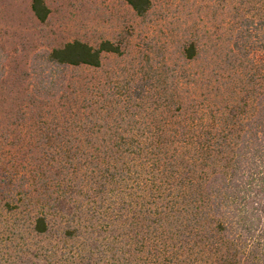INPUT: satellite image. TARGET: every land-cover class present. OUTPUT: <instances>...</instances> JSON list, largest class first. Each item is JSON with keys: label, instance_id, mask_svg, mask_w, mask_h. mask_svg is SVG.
<instances>
[{"label": "trees", "instance_id": "16d2710c", "mask_svg": "<svg viewBox=\"0 0 264 264\" xmlns=\"http://www.w3.org/2000/svg\"><path fill=\"white\" fill-rule=\"evenodd\" d=\"M120 1L139 16L154 2ZM31 7L48 20L46 0ZM263 30L264 20L242 18L232 35L234 72L242 58L264 61ZM105 53L122 49L75 39L35 53L38 98L56 99L71 67L99 68ZM183 56L198 59L199 45L190 41ZM5 58L0 48V78ZM150 84L135 89L128 105H136L118 124L90 112L75 125L74 113L65 126L31 131L28 145L4 135L23 156L0 154V210L28 211L37 238L22 264H264V88L220 107L165 99L169 109L151 113L143 109Z\"/></svg>", "mask_w": 264, "mask_h": 264}, {"label": "rangeland", "instance_id": "374dc122", "mask_svg": "<svg viewBox=\"0 0 264 264\" xmlns=\"http://www.w3.org/2000/svg\"><path fill=\"white\" fill-rule=\"evenodd\" d=\"M46 2L51 13L41 22L32 11V0H0V48L7 60V72L0 78V154L23 156V150L5 147V134L28 145L34 139L31 131L58 121L65 126L76 114L75 125L86 122L90 112L118 124L127 115L126 107L136 105L128 101L142 82L151 83L143 102V109L151 113L169 109L160 106L167 100H203L220 107L264 88V72L252 77L264 69L261 54L235 62L237 72L228 64L234 60L232 35L245 15L264 20V0H154L145 16L120 0ZM75 39L93 46L111 40L121 46L122 54L105 53L99 68L71 67L56 99L38 98L33 56ZM190 41L199 45L201 56L188 63L183 49ZM174 107L171 104L169 115ZM25 152L30 156L31 148ZM27 212L0 210V264H22L20 257H31L37 238Z\"/></svg>", "mask_w": 264, "mask_h": 264}]
</instances>
